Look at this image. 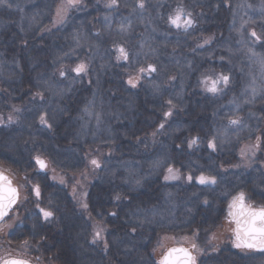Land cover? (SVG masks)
I'll use <instances>...</instances> for the list:
<instances>
[{
	"label": "trees",
	"instance_id": "obj_1",
	"mask_svg": "<svg viewBox=\"0 0 264 264\" xmlns=\"http://www.w3.org/2000/svg\"><path fill=\"white\" fill-rule=\"evenodd\" d=\"M247 5H262L263 13L240 34ZM43 6L45 18L27 29L24 10ZM61 8L64 17L56 23ZM178 11L180 27L170 22ZM187 19L191 25L184 23ZM147 38L156 39L159 54L169 58L167 64L148 54L145 49L153 48H145ZM248 43L264 57V0H22L17 6H0V63H12L15 77L0 74L1 170L18 180L26 174L24 162L41 155L57 173H81L87 152L69 149L72 119L78 124V118L89 120L97 112L103 119L118 114L124 118L123 140L115 135L109 143L124 144V155L110 151L102 180L99 176L86 198L88 219L74 216L76 211H52L59 229L51 231L52 246L43 247L45 256H58L60 264H152L149 257L166 236L196 234L194 240L199 235L203 241V264H264V253L249 260V253L213 242L234 192L222 191L221 184L198 186L192 181L200 175L219 181L215 161L230 157L229 146L219 149L214 131L216 96L202 83L210 79L227 91L234 85L222 84L226 82L221 77L260 82L263 73L255 58L248 51H230ZM124 58H129L128 66ZM80 65L84 71L77 73ZM50 68L64 76L55 78ZM121 75L140 80L139 88L124 85L122 92L111 86ZM72 79L80 81L74 84ZM48 82L56 98L44 110L50 95L40 84ZM149 86L156 93H150ZM222 96L221 104L228 97ZM225 112L222 108V125L229 121ZM42 118L50 130L42 126ZM191 141L195 143L190 146ZM186 150L189 157L183 163ZM161 154L168 158L165 163ZM193 160L200 170H194ZM187 173L190 184L185 182ZM254 173L256 180L264 179L259 170ZM172 174L175 180H169ZM45 186L49 188L43 187L41 194L54 202L52 207L73 209L68 188ZM258 200L264 203V198ZM103 211L108 212L107 261L103 249L89 245L86 235V224ZM32 239L36 242L40 236Z\"/></svg>",
	"mask_w": 264,
	"mask_h": 264
},
{
	"label": "flooded vegetation",
	"instance_id": "obj_2",
	"mask_svg": "<svg viewBox=\"0 0 264 264\" xmlns=\"http://www.w3.org/2000/svg\"><path fill=\"white\" fill-rule=\"evenodd\" d=\"M75 1L76 0H74V2ZM230 51L243 54V52H247V49L237 48L230 49ZM244 59L247 60V58ZM249 73V77H251L252 72ZM262 77L263 79L260 82L252 81L249 78L222 83L234 85L232 89L227 91H225V88L218 86L219 82L216 85V82L213 81L216 85V91L212 93L216 96V117L218 118L214 126V131L216 134H226L227 138L223 140L225 145L227 143L229 144L226 146H229L230 157L228 159L220 158L218 161H215L216 171L221 175L219 181L217 179H208L209 181L214 180L215 182L200 183L199 178L204 176H197L193 180L190 179L188 173L185 176L186 184H190L192 181L198 186L213 185L217 187L221 184L222 191L228 189L229 192H234L229 202L222 210L225 214L222 223L227 221L232 225V234L228 241H222L221 243L231 246V248L237 252L249 253L251 255H248L249 260L255 258L252 254H262L264 252L246 250L243 247L238 248L235 246L238 242L233 237V224L228 220V213L232 211L233 205L239 201L238 197L241 193L244 194V208L264 209V203L258 200L264 198V179L258 178L256 180V175L254 173V170L257 169L259 170L258 174L264 177V73ZM78 80L80 81V79ZM78 80H73L72 83L75 84ZM85 81L88 84V80ZM140 82V80L133 79L125 80L123 79V75H121L120 79L111 81L110 84L113 87H120L123 92L124 85L138 89ZM223 93L228 97L226 101L221 104L220 101L223 97ZM119 100H123V98L120 97ZM258 107L259 110H261L259 115L257 110ZM222 108L226 111L225 115L229 118V121L225 122L223 125L220 123ZM94 117L89 120L78 118L81 120L78 124L76 123L77 119H72L70 131L67 133L71 140L69 145L70 150L76 152L82 149L89 153L85 154L87 157V159L85 158L86 168L81 173L76 172L68 175L57 173L51 168V165L46 161L45 157L41 155H35L32 161L24 162L28 165V168L24 170L26 174L21 175V178L18 180L14 179L11 174L5 171L11 177L12 183L17 187L19 198L14 208L0 223V251L4 252L7 247L22 245V247L24 246V250L22 249L24 258L6 257L2 259L1 262L8 258H17L23 259L31 264H60L58 256H54L53 254L45 256L43 253L44 246H47V244L52 246L51 231L59 229V226L53 223L54 215L52 211H76L73 215L78 218H84L86 221L88 219L87 212L89 211L88 208H86V198L92 193L93 184L97 181L99 176L102 180L105 172V165L107 163L106 160L110 155V151L118 150L120 151V157L124 155V144H109L110 141H114L111 137L115 135L117 139H121L122 137L123 140V116L121 115L120 117L118 114L117 117L108 120L103 119L101 114L97 112ZM42 120V126L50 130L45 118H42ZM233 121H236V123H232ZM120 125H122V127ZM63 131H66V129H63ZM219 149L223 151L224 148L219 147ZM101 151L104 152L100 153ZM260 154L263 160L259 159ZM181 156L182 162L187 163L189 157L188 151H183ZM36 158L43 159L44 167L42 169L38 167ZM93 160H95L97 164L94 165L92 163ZM192 164L195 165L194 170L195 168L200 170L199 163L193 160ZM175 179V177H171L169 180ZM49 183L54 184L56 188H63V186H65L66 189L68 188V184L71 185V188H69L72 193L68 191V195L74 206L72 207L73 209L68 210L52 207L54 202L51 199L47 201L43 199L41 189L44 187V190H48L49 186H45V184ZM77 195L82 196V202L76 200L75 197ZM41 210L50 212L51 216L45 218ZM82 211L85 212L82 214ZM107 218L108 212L103 211L101 217L98 218L96 216L95 219L92 218V221L86 224V232L88 231L86 235L89 234L91 238L88 244L93 245L95 243L97 247H101L103 250H100V252L104 254L103 257L106 261L108 260L109 253L106 241L108 240L107 237L109 234L106 228L107 226L105 225ZM46 231L48 236H46ZM97 233L99 234L98 236ZM195 235L196 234L189 236L188 234H183L179 236L180 238L174 235L166 236L163 241H161L163 245L157 247V250L152 251L149 257L150 261L152 264H161L162 255L167 249L183 246L192 253V256L195 258V264H203L206 259L201 249L203 241L201 236L199 238V235H197L198 239L196 242L194 240ZM38 236H40V239L36 242L33 241L32 238Z\"/></svg>",
	"mask_w": 264,
	"mask_h": 264
},
{
	"label": "rangeland",
	"instance_id": "obj_3",
	"mask_svg": "<svg viewBox=\"0 0 264 264\" xmlns=\"http://www.w3.org/2000/svg\"><path fill=\"white\" fill-rule=\"evenodd\" d=\"M22 2V0H2V2H0V6L2 5H5V6H17V5H20ZM262 5H259V6H254V7H250L247 5L246 7V10H245V14H246V17L244 19L245 22L243 25H241V28H240V34L243 33L242 31L243 30H247L249 31V29H246V25L248 23H252L254 22V20H258L260 15H262L263 13V10H262ZM28 8V7H26ZM46 7H42V8H38V11H27V10H24V16H23V20H24V24L25 26L27 27V29H33L32 27H34L35 24H37L38 22L42 21L45 17H44V14L46 13L45 9ZM152 9L153 11H155V4L152 3ZM63 9L61 8V10L58 11L57 13V16L54 18L55 22L56 23H59V21H62V17H64V15L62 16L63 14ZM65 15H67V13H65ZM149 16V13L147 14ZM104 19V18H103ZM106 19V18H105ZM108 21V19H107ZM108 23H112V19L110 18V20L108 21ZM96 34V33H95ZM241 37H245L244 35H242ZM253 37L255 38V35L253 34ZM155 38H152V39H145V42H146V47H152L153 49L151 51H149L148 49H145L148 54L152 55V56H155L158 61L162 64H167L168 61H169V58L166 57V55L163 54H159V53H162L161 51L157 50V46H156V43H155ZM243 41V40H242ZM244 42V41H243ZM84 42H82L81 45H83ZM86 45V44H85ZM84 45V46H85ZM244 48L247 49V53L252 55L254 58H255V62H256V66L259 68V70L264 73V57H259L257 55V53H260L258 52L250 43L248 44H244ZM158 53V54H157ZM252 58V57H251ZM129 58H124V60L126 61V65L128 66L127 64V61H128ZM14 65L12 63H4V62H1L0 63V74L6 78V79H9V80H12V79H15L14 77ZM52 69V74H54V77L55 78H60L62 77L57 71V68H50ZM75 72V71H73ZM49 83V84H48ZM45 83V84H40L41 87L44 88L45 92L49 93L50 97L45 105V108L44 110H48L52 107L51 105V99H55L56 98V95H55V87L50 83ZM213 85H215V83L210 80V79H206V81H204L202 83V86L203 88H206L207 86H210V88L213 87ZM216 86V85H215ZM148 90L150 91V93H156V90L153 86H149L148 87ZM40 135L42 136V134L40 133ZM40 135H38V137L40 138ZM217 135V139L219 141V145L220 147L222 148H225V144H224V138H227L226 134L225 133H221V134H216ZM43 139V137H42ZM161 160L163 163H165L168 158L164 155V154H161ZM7 172V171H6ZM11 174V173H9ZM12 175V174H11ZM13 177V175H12ZM171 177H177L176 174H172ZM14 178V177H13ZM71 185L68 184V191H70V187ZM70 187V188H69ZM70 193H72L70 191ZM77 201L79 202H82L83 198L82 196H76L75 197ZM232 234V225L230 223H228L227 221H224L223 223H221L220 225V228L218 230V232L216 233V235L213 237L214 240L213 242L214 243H221L222 241L225 242V241H228L230 239V235ZM22 249L24 250V246L22 247V245H19L17 247H7V249H5L4 252H1L0 251V262L2 259L6 258V257H19V258H24V252L22 251ZM3 251V250H2Z\"/></svg>",
	"mask_w": 264,
	"mask_h": 264
},
{
	"label": "snow or ice",
	"instance_id": "obj_4",
	"mask_svg": "<svg viewBox=\"0 0 264 264\" xmlns=\"http://www.w3.org/2000/svg\"><path fill=\"white\" fill-rule=\"evenodd\" d=\"M0 2H2V0H0ZM74 0H69V3H73ZM112 3H115V0H112ZM141 7H143V4L140 5ZM180 19H181V13L178 11L177 15L174 18H170V22L175 25L176 27H180ZM185 24L187 25H191L192 21L190 19H187L184 21ZM123 53V49L120 50ZM151 70V69H150ZM75 71L77 73H80L82 71H84V66L80 65L78 66ZM63 74V73H62ZM221 79H223L225 82H227L228 77H221ZM135 86V85H133ZM209 91L211 92H215L216 88L215 85H213L212 88L209 89ZM43 122V120H42ZM232 123H236V121H233ZM192 143H195V141H191L190 142V146ZM211 147V145H210ZM37 163H39L41 165V167H44V164L42 161H40L39 159L37 160ZM92 163L95 165L97 164V162L95 160L92 161ZM171 171V169L169 170ZM5 178L0 175V181H3ZM167 179V177H166ZM199 182L200 183H205V182H212L214 183V180L209 181L208 178L205 177H200L199 178ZM7 192V200H8V204H11L12 202H14V194H15V190L11 189L10 187L5 188L4 185L0 184V192ZM37 194H38V190H37ZM5 197L4 196H0V216H3L5 214L6 208L8 206V204H5L4 201ZM238 200L241 202V204L243 203L244 200V194L241 193L238 197ZM43 212V215L45 218H48L51 216L50 212L41 210ZM248 221L246 222L247 226L243 229L244 235L246 237H248V239L246 241L240 242L241 241V229L237 228V241L238 243H236V247L240 248V247H244V248H259V250L264 251V209L258 211V212H252V213H248ZM257 221H259V224H257ZM99 234L97 233V236ZM174 251H180L183 256H184V260H183V264H195V258L192 257L191 255H189L187 252L183 251V250H174ZM5 264H24L23 261H18V260H13V261H8L5 262ZM164 264H167V258H165Z\"/></svg>",
	"mask_w": 264,
	"mask_h": 264
},
{
	"label": "water",
	"instance_id": "obj_5",
	"mask_svg": "<svg viewBox=\"0 0 264 264\" xmlns=\"http://www.w3.org/2000/svg\"><path fill=\"white\" fill-rule=\"evenodd\" d=\"M40 160L43 162L44 161L42 158H36V163L37 160ZM38 167L40 169H42L43 167H41V165L39 163ZM0 175H2L5 179L3 181H0V184L4 185L5 188L10 187L11 189L15 190V194H14V202H12L11 204H8V200H7V192H0V196H4V203L8 204L5 214L3 216H0V223L7 217V215L10 213V211L14 208V206L16 205L18 198H19V193L17 190V187L12 183L11 177L3 170L0 169ZM262 209H249V208H244L243 203L241 204L240 201H238L237 203H235L233 205L232 211H230L228 213V220L233 224V237L234 239L237 241V228L239 226V228L241 229V241H246L248 239V237H246L244 235L243 229L247 226L246 222L248 221L249 217H248V213H252V212H258ZM257 224H259V221H257ZM238 242V241H237ZM244 248V247H243ZM246 250H253L256 252H264L259 250V248H244ZM174 250H183L185 252H187L189 255L192 256V253L185 247L183 246H179V247H171L169 249H167L164 254L162 255L161 264H164L165 258H167V264H183V260H184V256L180 251H174ZM193 257V256H192ZM13 260H18V261H23L24 264H31L23 259H17V258H8L3 260L0 264H5V262L8 261H13Z\"/></svg>",
	"mask_w": 264,
	"mask_h": 264
}]
</instances>
